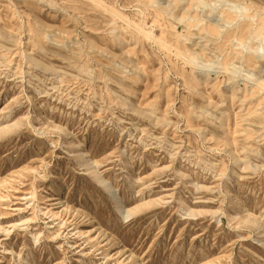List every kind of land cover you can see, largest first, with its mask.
Instances as JSON below:
<instances>
[{"label": "rangeland", "instance_id": "1", "mask_svg": "<svg viewBox=\"0 0 264 264\" xmlns=\"http://www.w3.org/2000/svg\"><path fill=\"white\" fill-rule=\"evenodd\" d=\"M262 230L264 0H0V264H264Z\"/></svg>", "mask_w": 264, "mask_h": 264}, {"label": "clouds", "instance_id": "2", "mask_svg": "<svg viewBox=\"0 0 264 264\" xmlns=\"http://www.w3.org/2000/svg\"><path fill=\"white\" fill-rule=\"evenodd\" d=\"M247 14L246 9L240 10V17L243 18ZM241 48H243L245 51H247V46L246 45H241ZM229 72L231 75L236 78V79H245L248 80L249 82H254V78L250 76L249 74L245 73L242 68L236 65H230L229 66Z\"/></svg>", "mask_w": 264, "mask_h": 264}, {"label": "bare ground", "instance_id": "3", "mask_svg": "<svg viewBox=\"0 0 264 264\" xmlns=\"http://www.w3.org/2000/svg\"><path fill=\"white\" fill-rule=\"evenodd\" d=\"M259 81H260V79H259ZM81 155H86V154H81ZM118 210H120V209H118ZM260 235H264V231L263 230H262V232H260Z\"/></svg>", "mask_w": 264, "mask_h": 264}]
</instances>
